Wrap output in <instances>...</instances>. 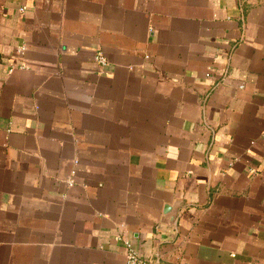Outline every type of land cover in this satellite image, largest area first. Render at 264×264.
Masks as SVG:
<instances>
[{
	"label": "crops",
	"instance_id": "crops-1",
	"mask_svg": "<svg viewBox=\"0 0 264 264\" xmlns=\"http://www.w3.org/2000/svg\"><path fill=\"white\" fill-rule=\"evenodd\" d=\"M125 241L264 264V0H0V264Z\"/></svg>",
	"mask_w": 264,
	"mask_h": 264
},
{
	"label": "built area",
	"instance_id": "built-area-1",
	"mask_svg": "<svg viewBox=\"0 0 264 264\" xmlns=\"http://www.w3.org/2000/svg\"><path fill=\"white\" fill-rule=\"evenodd\" d=\"M23 51V49H22ZM96 62L102 67L107 68L110 64V61L108 60L107 56L102 51H98L95 55ZM25 64H22L20 66V69H25ZM14 68L10 69V72H13ZM78 162L76 161V164ZM76 175V171H72V174L70 178L67 181L68 186H73L75 184L74 182V176ZM125 256H126V263L125 264H154L153 262L149 261L148 259L143 258L137 250L134 248L132 242L125 241Z\"/></svg>",
	"mask_w": 264,
	"mask_h": 264
},
{
	"label": "water",
	"instance_id": "water-1",
	"mask_svg": "<svg viewBox=\"0 0 264 264\" xmlns=\"http://www.w3.org/2000/svg\"><path fill=\"white\" fill-rule=\"evenodd\" d=\"M167 210H169V208H167Z\"/></svg>",
	"mask_w": 264,
	"mask_h": 264
}]
</instances>
